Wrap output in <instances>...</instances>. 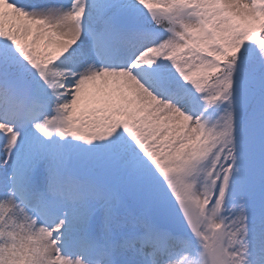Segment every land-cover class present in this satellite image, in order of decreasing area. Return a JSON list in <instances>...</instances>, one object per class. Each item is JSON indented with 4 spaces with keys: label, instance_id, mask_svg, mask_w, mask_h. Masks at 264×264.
I'll list each match as a JSON object with an SVG mask.
<instances>
[{
    "label": "snow or ice",
    "instance_id": "snow-or-ice-1",
    "mask_svg": "<svg viewBox=\"0 0 264 264\" xmlns=\"http://www.w3.org/2000/svg\"><path fill=\"white\" fill-rule=\"evenodd\" d=\"M0 264H264V0H0Z\"/></svg>",
    "mask_w": 264,
    "mask_h": 264
}]
</instances>
